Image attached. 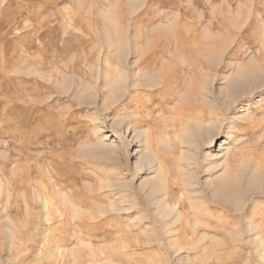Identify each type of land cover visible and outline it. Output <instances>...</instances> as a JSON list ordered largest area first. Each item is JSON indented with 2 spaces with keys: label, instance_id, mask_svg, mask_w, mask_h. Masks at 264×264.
<instances>
[{
  "label": "rangeland",
  "instance_id": "rangeland-1",
  "mask_svg": "<svg viewBox=\"0 0 264 264\" xmlns=\"http://www.w3.org/2000/svg\"><path fill=\"white\" fill-rule=\"evenodd\" d=\"M0 264H264V0H0Z\"/></svg>",
  "mask_w": 264,
  "mask_h": 264
}]
</instances>
